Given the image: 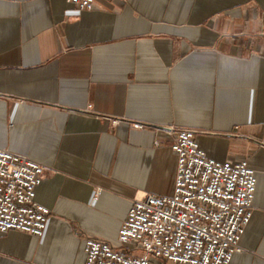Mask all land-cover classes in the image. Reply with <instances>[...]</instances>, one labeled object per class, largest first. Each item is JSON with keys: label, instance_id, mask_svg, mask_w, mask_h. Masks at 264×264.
Listing matches in <instances>:
<instances>
[{"label": "crops", "instance_id": "obj_1", "mask_svg": "<svg viewBox=\"0 0 264 264\" xmlns=\"http://www.w3.org/2000/svg\"><path fill=\"white\" fill-rule=\"evenodd\" d=\"M170 125L255 171L230 264H264V0H0V148L45 166L35 200L50 210L41 236L0 231V264L118 246L135 199L173 194Z\"/></svg>", "mask_w": 264, "mask_h": 264}, {"label": "built area", "instance_id": "obj_2", "mask_svg": "<svg viewBox=\"0 0 264 264\" xmlns=\"http://www.w3.org/2000/svg\"><path fill=\"white\" fill-rule=\"evenodd\" d=\"M67 1L83 10L96 2ZM165 129L177 156L173 194L135 199L119 230V245L87 238L82 264H230L241 250L252 215L255 171L247 161L210 158L193 129ZM45 172L30 157L0 148V231L43 235L50 210L35 196Z\"/></svg>", "mask_w": 264, "mask_h": 264}]
</instances>
